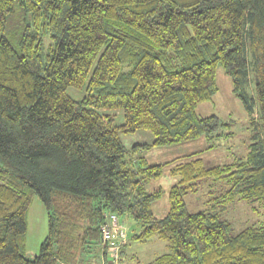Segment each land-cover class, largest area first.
<instances>
[{
  "label": "trees",
  "instance_id": "obj_1",
  "mask_svg": "<svg viewBox=\"0 0 264 264\" xmlns=\"http://www.w3.org/2000/svg\"><path fill=\"white\" fill-rule=\"evenodd\" d=\"M218 66L255 140L222 166L175 164L180 180L159 217L163 191L146 185L163 165L134 161L120 135L149 131L146 147L219 136V117L195 110L216 91ZM263 127L264 0H0V264H79L90 244L107 264L112 215L139 226L121 260L132 241L156 237L169 249L145 264H264V220L233 234L219 211L191 212L184 198L212 179L226 185L213 200L264 206ZM34 194L49 232L30 258Z\"/></svg>",
  "mask_w": 264,
  "mask_h": 264
},
{
  "label": "rangeland",
  "instance_id": "obj_2",
  "mask_svg": "<svg viewBox=\"0 0 264 264\" xmlns=\"http://www.w3.org/2000/svg\"><path fill=\"white\" fill-rule=\"evenodd\" d=\"M216 78L217 89L212 98L197 104L195 110L199 116L214 114L219 117L223 124L218 130L219 136L211 139L201 136L173 145L146 147L154 140V136L149 131L140 129L134 133L120 135L127 150L134 155L132 156L134 161L145 160L147 165H163L161 175L150 180L146 185L150 192L159 189L163 191L160 199L153 204L155 214L159 217H163L168 211L169 191L180 180L178 175L172 173L175 164L201 158L207 167L222 166L238 157H245L249 152L250 144L255 140L252 121L241 99L233 91L231 77L222 66H218ZM246 90L250 95L255 94L253 72ZM74 95L81 94L74 92ZM115 114L119 121L123 120V111H117ZM256 115L259 116L258 113ZM261 132L264 135V127L261 128ZM225 189L226 185L223 182H214L212 179L202 180L197 191L184 195L189 211L212 209L219 211L221 218L231 223L233 234L264 220V206L259 201L248 202L244 199L224 198L223 201L218 202L212 199L219 196ZM27 224L24 252L28 257L33 258L40 252L41 245L49 232L48 211L36 194L27 212ZM121 224L128 228V238L139 230V226L132 218H127L125 224L124 221ZM90 246L91 252L86 254L88 261L79 262V264H103L99 245L90 244ZM168 249V241L156 237L147 242L132 241L126 247V252L122 256L123 260L120 256V264H145Z\"/></svg>",
  "mask_w": 264,
  "mask_h": 264
},
{
  "label": "built area",
  "instance_id": "obj_3",
  "mask_svg": "<svg viewBox=\"0 0 264 264\" xmlns=\"http://www.w3.org/2000/svg\"><path fill=\"white\" fill-rule=\"evenodd\" d=\"M102 232L105 244L111 245L109 249L112 264H120V248L127 240V228L119 223L116 215H112L111 223L104 224Z\"/></svg>",
  "mask_w": 264,
  "mask_h": 264
},
{
  "label": "clouds",
  "instance_id": "obj_4",
  "mask_svg": "<svg viewBox=\"0 0 264 264\" xmlns=\"http://www.w3.org/2000/svg\"><path fill=\"white\" fill-rule=\"evenodd\" d=\"M127 230H128V228H127ZM107 263L112 264V260H111L110 252H109V254H108V256H107Z\"/></svg>",
  "mask_w": 264,
  "mask_h": 264
},
{
  "label": "crops",
  "instance_id": "obj_5",
  "mask_svg": "<svg viewBox=\"0 0 264 264\" xmlns=\"http://www.w3.org/2000/svg\"><path fill=\"white\" fill-rule=\"evenodd\" d=\"M153 210H154V207H153ZM154 212H155V210H154ZM105 262V261H104ZM107 264H109V263H107Z\"/></svg>",
  "mask_w": 264,
  "mask_h": 264
}]
</instances>
